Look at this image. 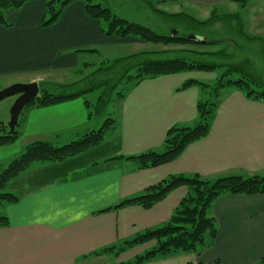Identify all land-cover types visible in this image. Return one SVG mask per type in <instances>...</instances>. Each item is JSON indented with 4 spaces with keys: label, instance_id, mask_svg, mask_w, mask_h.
I'll list each match as a JSON object with an SVG mask.
<instances>
[{
    "label": "crops",
    "instance_id": "obj_1",
    "mask_svg": "<svg viewBox=\"0 0 264 264\" xmlns=\"http://www.w3.org/2000/svg\"><path fill=\"white\" fill-rule=\"evenodd\" d=\"M47 1L30 0L7 13L11 26L0 24L1 79L15 74L27 77L28 83L42 84L55 70L78 67L81 56L98 55L118 44L140 47L131 53L150 51L144 41L107 36L103 21L89 17L82 0L66 7L57 23L43 27ZM172 1L181 0L159 2ZM192 1L194 11L205 13L228 0ZM156 10L164 12L163 16L183 13ZM81 49L97 52H78ZM185 74L128 82L124 95L107 108L104 119L113 117L116 122L102 143L64 161L34 162L7 184L5 190L19 200L0 204V212L10 221L8 226H0V264H126L157 242L151 240L120 254H91L168 222L188 187L174 189L151 208L130 205L99 211L141 195L171 175L198 174L207 179L264 175V101L249 99L234 86L222 89L208 135L189 144L175 160L145 169L132 160H107L149 150L162 152L170 127L196 124L197 104L204 90L199 85L179 90L188 79L197 80ZM55 83L66 81L57 78ZM85 100L78 97L47 107H25L19 138L0 146V171L31 142L61 146L99 129L104 119L90 115ZM208 215L215 218L218 229L212 245L200 254L158 257L144 264H260L264 257V194H223L212 203Z\"/></svg>",
    "mask_w": 264,
    "mask_h": 264
},
{
    "label": "trees",
    "instance_id": "obj_2",
    "mask_svg": "<svg viewBox=\"0 0 264 264\" xmlns=\"http://www.w3.org/2000/svg\"><path fill=\"white\" fill-rule=\"evenodd\" d=\"M30 0H0V24L11 26L6 18V12L20 9ZM77 0H48L47 12L43 16L41 24L43 27H49L58 22L65 8ZM85 2V11L87 15L94 19L105 20L102 30L107 36H116L120 39L128 37L152 43L156 45H189L201 44L204 42L212 43L213 40H200L196 37L186 34L165 35L154 31L152 28L137 22L130 21L120 17L113 12L110 7L103 6L100 3H93V0H83ZM240 7H246L249 0H230ZM60 6L56 7L55 3ZM216 10H213L212 16L207 20L200 21L187 13H165L169 17H186L200 24H208L216 19ZM162 14L164 12H161ZM50 14V16H49ZM49 16V18H48ZM239 16V15H238ZM240 18V17H239ZM237 18V19H239ZM187 50H162L155 52L158 58L149 56L152 51H140L125 55L124 57L108 60L109 66L101 67L99 71H93L90 77H81L73 83L59 84L60 93H53L39 84L40 94L31 100L27 107H47L59 104L73 98L83 97L86 107L91 108L90 115L95 114L98 117H104L111 102L122 97V92H115L116 87L121 82L138 83L146 78H153L166 74H175L188 72L192 70H215L219 64L215 62L201 61L188 56ZM78 52H97V49H81ZM197 54H211L227 57L226 49L215 52L191 51ZM112 63V64H111ZM85 65H89L86 63ZM237 69L236 66H231ZM135 69V73L131 71ZM102 75L98 81L92 80ZM77 82H84L85 85L73 92L68 88H73ZM192 85H199L204 93L211 94L212 99H200L197 104L198 120L194 126L174 125L167 130L164 144L165 150L162 152L149 150L134 156H115L107 160H132L139 169L156 167L175 160L185 148L202 138L210 132L211 122L219 106L220 94L223 88L234 86L244 92L245 96L253 100L264 101V81L258 80L252 76L248 79L241 76L236 79L229 77L228 71L224 72L214 84L204 83L199 80L188 79L178 89L184 90ZM261 87V88H260ZM104 88L102 94L98 96L97 102L93 103L87 99L86 93L96 89ZM116 120L113 117L104 119L102 126L97 130H91L79 139L67 144L57 146L49 141L37 140L26 146L23 153L11 160L8 165L0 171V204L16 203L19 198L15 193L6 191L7 184L24 173L32 163L45 161H64L70 157L76 156L94 146L99 145L105 139L108 131L114 128ZM21 126V117L12 134H8L9 127H2L0 123V146L15 142L19 136V127ZM187 186L188 194L184 196L178 206L175 208L171 218L160 227L147 229L136 235L134 238L125 240L119 245H111L91 255L101 254H120L128 248L155 240L156 247L136 256L132 261L126 264H144L158 257H170L182 253H196L215 242L218 229L214 217L208 215V209L212 203L223 194H264V175H240L232 174L221 176L215 179H207L198 174L171 175L160 183L150 186L141 194L120 201L114 206L107 207L99 212L117 210L125 206L139 205L143 208H151L157 202L164 199L174 189ZM9 218L0 212V226H8ZM217 261L214 264H218ZM199 264H211L199 262ZM260 264H264V257Z\"/></svg>",
    "mask_w": 264,
    "mask_h": 264
},
{
    "label": "rangeland",
    "instance_id": "obj_3",
    "mask_svg": "<svg viewBox=\"0 0 264 264\" xmlns=\"http://www.w3.org/2000/svg\"><path fill=\"white\" fill-rule=\"evenodd\" d=\"M159 1L160 0H93V3H100L103 6L110 7L118 16L144 24L160 34L176 35L179 33L193 36L192 38L196 37L200 40H213L214 42L212 43L204 42L201 44L196 43L184 46L179 44L163 46L146 43L149 48L148 50L152 51V53L149 54L152 58H158V54L155 55V52L157 53L162 50L190 49L187 50L189 51V57L219 64V66L212 71L192 70L186 72L185 75H188L190 78H195L204 83L214 84L224 72L228 71L229 77L232 79L241 76L248 79L252 76L258 80L264 81V0H249L247 6L244 8L229 0L227 2H222L220 5H217L216 19L208 24H200L186 17L172 18L168 15L163 16L156 8L170 10L171 12L182 10L183 13H187L200 21H204L212 16L214 7L208 11L206 10L205 13H201V11H194L192 9V0H181L178 3L173 1L162 3ZM55 6L59 7L60 3L56 2ZM8 12H6V18ZM103 21L108 25L105 20ZM129 38L130 37L127 39ZM138 48L140 47L132 43H125L106 47L102 53L98 55L89 54L81 56L82 60L80 61L79 57L80 63L78 67L55 70L51 72V75L45 76L47 80L42 84L49 91L60 93L61 88L59 84L55 83L57 78H62V80L67 83L77 81L81 77H90L93 71H99L101 67L109 66L110 63L107 62L108 60L132 54L131 52L140 50ZM192 49L197 52H215L226 49L228 55L227 57L223 55L214 56L211 54L201 55L192 53ZM142 50H147V48ZM85 62H89V65H85ZM231 66H236L237 69H232L230 68ZM131 72L135 73V69ZM96 76L97 77L92 80L98 81V78L102 75L97 74ZM28 80L29 79L25 76L15 74L6 77L4 80L0 78V89L14 83H28ZM84 85V82H77L73 88H68L67 90L73 92L75 89L81 86L83 87ZM128 86L129 83L123 81L118 84L115 92H124L125 88ZM103 89L104 88H97L94 91L86 93L85 96L93 103H96ZM227 91L228 89L223 90V93L225 94ZM16 97V95H13L0 100V123L2 127L8 126L10 121V107ZM202 99H212L211 94L203 93ZM109 132L110 131H108V133ZM0 134H3V130H0Z\"/></svg>",
    "mask_w": 264,
    "mask_h": 264
},
{
    "label": "water",
    "instance_id": "obj_4",
    "mask_svg": "<svg viewBox=\"0 0 264 264\" xmlns=\"http://www.w3.org/2000/svg\"><path fill=\"white\" fill-rule=\"evenodd\" d=\"M40 92L41 88L37 82L14 83L8 87L0 89V100L13 95L17 96L10 109L11 118L8 123V134H12L15 131L24 108L31 102V100L36 98Z\"/></svg>",
    "mask_w": 264,
    "mask_h": 264
}]
</instances>
